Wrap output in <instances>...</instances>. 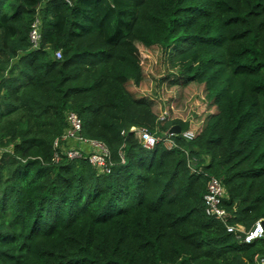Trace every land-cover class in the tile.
<instances>
[{
  "label": "trees",
  "instance_id": "obj_1",
  "mask_svg": "<svg viewBox=\"0 0 264 264\" xmlns=\"http://www.w3.org/2000/svg\"><path fill=\"white\" fill-rule=\"evenodd\" d=\"M69 113L110 173L55 161ZM210 176L231 225L264 223V0H0V264H260Z\"/></svg>",
  "mask_w": 264,
  "mask_h": 264
},
{
  "label": "built area",
  "instance_id": "obj_2",
  "mask_svg": "<svg viewBox=\"0 0 264 264\" xmlns=\"http://www.w3.org/2000/svg\"><path fill=\"white\" fill-rule=\"evenodd\" d=\"M42 27L37 21L30 32V43L33 49L40 48L42 40ZM56 56L61 58V51L56 52ZM68 126L60 139L55 141V161L60 162L63 157L77 159L85 156L91 165L100 173H110L112 167L111 153L106 144L101 141L85 138L82 135V122L77 114H67ZM134 132L140 143L147 149H153L158 143L163 142L167 148L175 146L174 134L170 131L165 137L152 134L146 128H135ZM182 136L187 141H192L195 137L193 131H186ZM123 158V157H122ZM226 188L221 179L210 176L207 182V190L204 195L206 212L208 215L222 221L228 232H236L238 238L246 243H251L256 239L264 238V223L259 220L251 230H246L244 226L231 225L229 221L232 214L224 207ZM260 264H264V259H259Z\"/></svg>",
  "mask_w": 264,
  "mask_h": 264
},
{
  "label": "water",
  "instance_id": "obj_3",
  "mask_svg": "<svg viewBox=\"0 0 264 264\" xmlns=\"http://www.w3.org/2000/svg\"><path fill=\"white\" fill-rule=\"evenodd\" d=\"M170 133L174 135H178L181 133V128L179 126H175L172 129H170Z\"/></svg>",
  "mask_w": 264,
  "mask_h": 264
},
{
  "label": "rangeland",
  "instance_id": "obj_4",
  "mask_svg": "<svg viewBox=\"0 0 264 264\" xmlns=\"http://www.w3.org/2000/svg\"><path fill=\"white\" fill-rule=\"evenodd\" d=\"M184 111L186 110V109H183ZM186 112V111H185Z\"/></svg>",
  "mask_w": 264,
  "mask_h": 264
}]
</instances>
